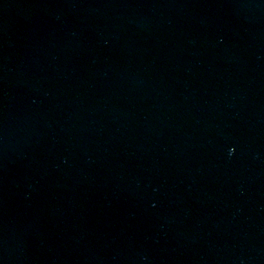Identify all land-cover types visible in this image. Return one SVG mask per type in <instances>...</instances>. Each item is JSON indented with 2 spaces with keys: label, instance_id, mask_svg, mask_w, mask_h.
Here are the masks:
<instances>
[{
  "label": "water",
  "instance_id": "water-1",
  "mask_svg": "<svg viewBox=\"0 0 264 264\" xmlns=\"http://www.w3.org/2000/svg\"><path fill=\"white\" fill-rule=\"evenodd\" d=\"M0 264H264V0H0Z\"/></svg>",
  "mask_w": 264,
  "mask_h": 264
}]
</instances>
